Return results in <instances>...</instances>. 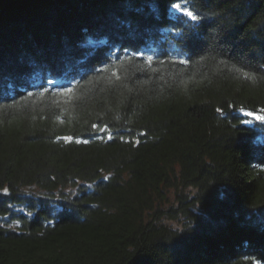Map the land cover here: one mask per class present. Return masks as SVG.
Segmentation results:
<instances>
[{"label": "trees", "instance_id": "obj_1", "mask_svg": "<svg viewBox=\"0 0 264 264\" xmlns=\"http://www.w3.org/2000/svg\"><path fill=\"white\" fill-rule=\"evenodd\" d=\"M0 264H264V0H0Z\"/></svg>", "mask_w": 264, "mask_h": 264}, {"label": "rangeland", "instance_id": "obj_2", "mask_svg": "<svg viewBox=\"0 0 264 264\" xmlns=\"http://www.w3.org/2000/svg\"><path fill=\"white\" fill-rule=\"evenodd\" d=\"M255 117H258V115L257 114H255V113H252ZM172 224L173 225H175V226H177V223L176 222H172Z\"/></svg>", "mask_w": 264, "mask_h": 264}]
</instances>
